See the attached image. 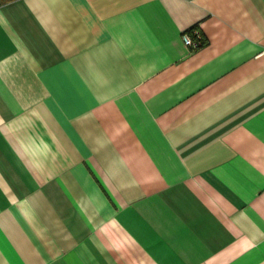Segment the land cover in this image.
<instances>
[{"label": "crops", "instance_id": "crops-1", "mask_svg": "<svg viewBox=\"0 0 264 264\" xmlns=\"http://www.w3.org/2000/svg\"><path fill=\"white\" fill-rule=\"evenodd\" d=\"M0 264H264V0H0Z\"/></svg>", "mask_w": 264, "mask_h": 264}, {"label": "built area", "instance_id": "built-area-1", "mask_svg": "<svg viewBox=\"0 0 264 264\" xmlns=\"http://www.w3.org/2000/svg\"><path fill=\"white\" fill-rule=\"evenodd\" d=\"M193 32H194L195 38H193L190 35V33L186 31L183 34V40L185 44L188 45L189 47L197 48L203 43L202 34L197 29H194Z\"/></svg>", "mask_w": 264, "mask_h": 264}]
</instances>
